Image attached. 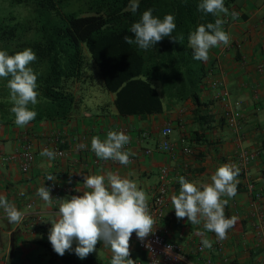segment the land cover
Returning <instances> with one entry per match:
<instances>
[{"label":"crops","instance_id":"1","mask_svg":"<svg viewBox=\"0 0 264 264\" xmlns=\"http://www.w3.org/2000/svg\"><path fill=\"white\" fill-rule=\"evenodd\" d=\"M227 9L228 15L221 14V17L226 21L223 30L230 35V44L211 48L209 59L204 61L208 69L206 77L217 80V85L204 82L199 94L202 100H212V112L216 118L212 129L202 137L196 138L192 132L193 105L190 101L158 114L120 116L111 103L113 95L98 100L92 108L77 107L75 113L64 121L42 120L23 127L0 124V154L14 152L24 141L31 144L35 154L27 172L20 170L18 161L7 163L0 159V194L24 214L20 223H9L0 208V264H66L57 257L53 262L50 260V249L53 248L48 234L51 221L57 218L59 204L85 190L84 177L106 176L112 172L133 180L146 193L149 205L156 196L162 167H168L170 173L164 196V214L154 227L181 247L184 256L181 264H206L208 258L219 261L223 256L237 264H264V241L257 234V225L261 223L264 236V180L261 177L264 167V74L255 70L258 63H264V0H232ZM233 12L238 14L235 18ZM80 89L79 83L76 87L79 94ZM221 90L229 93L230 102L238 103L244 114L239 137L225 123L217 122L223 114V106L217 98ZM166 123L172 125V152L158 149L162 139L160 129ZM117 128L128 130L130 142L125 149L133 153L128 165L97 158L91 150L92 137L104 140L109 131ZM52 134L56 137L53 138ZM81 144L86 147L81 149ZM184 147L190 148V152L185 153ZM55 148L65 150L66 155H55L51 159L41 155L44 149L55 152ZM239 148L260 153L246 167L254 188L247 189L239 171L237 193L225 208L226 215L237 217V222L228 231L227 238L218 241L214 233L203 228V223L193 225L187 222V218L178 220L171 196L179 193L180 176L201 185L211 183V175L222 164H235L239 168L236 157ZM48 175L54 176L55 182L46 180ZM49 183L58 185L59 190L58 195L50 192V204L37 195V189ZM256 208L262 212V220L257 216ZM201 233L212 241V247H205L202 252L197 250L202 244ZM218 242L221 249L216 248ZM75 247L74 241L72 249L65 254H71ZM91 255L95 264H111L112 251L102 242H98ZM129 258L135 264H146L149 258L133 238H130Z\"/></svg>","mask_w":264,"mask_h":264},{"label":"trees","instance_id":"2","mask_svg":"<svg viewBox=\"0 0 264 264\" xmlns=\"http://www.w3.org/2000/svg\"><path fill=\"white\" fill-rule=\"evenodd\" d=\"M231 1L224 0L226 8ZM129 2L0 0V50L14 55L31 48L37 56L29 65L37 75L39 93L37 104L29 105L37 112L31 122L64 121L75 113L81 97L76 87L95 72L91 60L104 89L113 94L118 115L144 117L190 101L196 138L212 129V100L199 96L208 69L204 61L193 59L188 38L199 25L214 23L217 17L200 10V0H138L135 13L128 9ZM148 9L161 19L167 14L175 17L172 36L177 42L165 37L148 50L125 43L124 37L133 35L131 25ZM8 79L0 78V124L16 125ZM217 122L224 124V117ZM261 177L264 180V167ZM56 257L66 264H95L91 254L82 260L75 251L59 256L50 249V260Z\"/></svg>","mask_w":264,"mask_h":264},{"label":"clouds","instance_id":"3","mask_svg":"<svg viewBox=\"0 0 264 264\" xmlns=\"http://www.w3.org/2000/svg\"><path fill=\"white\" fill-rule=\"evenodd\" d=\"M138 8V0H130L128 9L135 13ZM198 8L217 17L214 23L199 25L188 38L193 59L206 62L211 48L230 44V35L223 30L226 21L220 18L221 14L228 15L229 10L225 7L224 0H200ZM237 15L232 13L233 18ZM175 28L173 15L167 14L161 19L148 9L142 13L138 22L131 25L130 32L133 35H126L124 41L148 50L165 37L177 42L172 36ZM36 59V53L31 48L14 55L0 50V78L10 77L7 83L13 105L10 111L14 114L17 126H27L37 116V112L29 108L30 104L36 105L38 102L37 75L29 66ZM170 132L171 129H168L164 134ZM129 142L130 137L124 132L109 131L104 140L98 136L92 137L91 150L97 158L128 165L131 163L130 156L133 155L125 149ZM79 147L83 149L86 146L81 144ZM41 155L51 159L56 153L51 149H44ZM239 171L235 164H222L211 175V183L201 185L183 176L178 177L179 193L171 196L176 218H187V222L193 225L203 223V228L214 233L218 241L225 240L228 231L237 222V217L226 215L225 208L229 199L237 193L236 178ZM46 180L55 182V177L48 175ZM83 186L85 190L81 195H73L71 199L59 204L57 218L51 221L48 240L54 252L63 256L72 249L75 241V255L83 260L96 250L98 242H102L112 251L111 264H135L129 258L132 234L135 232L137 238L143 241L154 233L155 221L149 213L146 193L138 188L135 181L112 172H108L106 176H86ZM37 195L49 204L52 202L50 189L45 186L37 189ZM0 208L6 213L9 223L18 224L22 221L24 214L3 194H0ZM201 236L203 246L211 248L212 241L203 233ZM171 248V245L166 246V254H171Z\"/></svg>","mask_w":264,"mask_h":264},{"label":"built area","instance_id":"4","mask_svg":"<svg viewBox=\"0 0 264 264\" xmlns=\"http://www.w3.org/2000/svg\"><path fill=\"white\" fill-rule=\"evenodd\" d=\"M256 72L259 74H264V63L260 62L256 65L255 68ZM204 82L209 85L215 86L217 85V80H210L208 77L204 79ZM217 98L221 102L223 106V114L222 116L225 119V123L227 127H229L232 132L239 137L240 130H241V121L243 119V112L239 108L238 103L232 104L230 102L229 93L226 90L219 91ZM171 129L172 132V125L170 123H166L161 129L160 134L162 136V139L160 140L158 144V149L163 151L172 152L174 150V144L170 140V133L165 135V131ZM117 132H124L126 135H128V130L126 128H117ZM52 137L55 138L56 135L52 134ZM31 144L28 141H24L20 146H18L14 152L12 153H5L0 154V159L3 162H19V167L22 172H27L35 159V154L31 149ZM150 150H147L146 152H149ZM183 151L185 153L190 152V148L184 147ZM56 155L59 157H63L66 155L65 150L60 148H55ZM260 153L258 151H250L245 148H239L236 157L239 164L240 172L242 176H244L245 179V186L247 189L252 190L254 188V184L252 180L247 175L246 167L247 164L253 160H255ZM170 170L168 167H162L159 172V181L156 188V196L154 197L153 201L148 205L149 213L153 217L154 221H158L160 218L163 217L164 214V204L165 199L164 196L167 192V183L169 178ZM45 187L50 189V192H53L54 194L58 195V185L55 184H47ZM74 195H77L74 193ZM259 196V194H257ZM30 206V205H29ZM259 209V208H258ZM257 210V208H256ZM257 216L262 220L263 214L262 212L257 210ZM257 228V234L258 236L261 235L262 241H264L263 236V226L261 223H259ZM154 233L149 235L145 240L141 241L139 238H137L135 232L132 234L131 238H133L137 245L145 250L149 258L146 262V264H181L184 261V256L182 255L181 247L166 239L165 232H162L154 227ZM150 245V247H148ZM171 245V254H166L165 248L166 246ZM221 249V244L218 242L217 247ZM205 247L202 244H199L197 246L198 251H204ZM230 264L229 259L225 256H223L219 261H216L214 257L208 258L206 260V264Z\"/></svg>","mask_w":264,"mask_h":264},{"label":"rangeland","instance_id":"5","mask_svg":"<svg viewBox=\"0 0 264 264\" xmlns=\"http://www.w3.org/2000/svg\"><path fill=\"white\" fill-rule=\"evenodd\" d=\"M89 66L94 67L95 72L92 73V75L89 74L90 76L85 78V80H83L80 84L81 97L80 101L78 102L79 108H83L85 106H90L92 108L94 104H98V100H101L102 98L107 99L110 95H113L104 89L102 79L98 75L97 69L91 60L89 62Z\"/></svg>","mask_w":264,"mask_h":264}]
</instances>
